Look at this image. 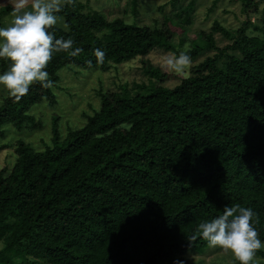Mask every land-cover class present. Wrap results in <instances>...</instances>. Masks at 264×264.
I'll list each match as a JSON object with an SVG mask.
<instances>
[{
  "label": "trees",
  "instance_id": "obj_1",
  "mask_svg": "<svg viewBox=\"0 0 264 264\" xmlns=\"http://www.w3.org/2000/svg\"><path fill=\"white\" fill-rule=\"evenodd\" d=\"M226 1L239 5L240 26L214 21L187 40L194 0L174 13L177 22L163 14L162 25L151 26L64 0L56 15L65 29L53 26L55 36L82 51L54 53L51 87L35 83L19 99L6 90L0 104V264H201L187 258L209 246L196 226L234 204L253 209L264 240V0ZM11 12L0 10V27ZM215 33L227 44L220 47ZM154 50L204 59L167 84L150 60ZM136 59L144 79L115 92L100 87L97 108L82 111L80 125L50 114L47 141L4 142L7 127L30 134L47 127L33 111L57 108L59 71L76 78ZM7 67L0 60V72ZM252 264H264V248Z\"/></svg>",
  "mask_w": 264,
  "mask_h": 264
},
{
  "label": "rangeland",
  "instance_id": "obj_2",
  "mask_svg": "<svg viewBox=\"0 0 264 264\" xmlns=\"http://www.w3.org/2000/svg\"><path fill=\"white\" fill-rule=\"evenodd\" d=\"M85 6V12L87 11H99L103 12L108 20L115 18H122L127 23H133L135 20L139 25L151 26L155 20L159 21L162 25V15L165 14L170 17L172 22H177L176 18H173L174 13H177L180 8L186 6L190 0H180L175 9L167 5L170 0H136V12L137 16L134 18L132 14L133 0H80ZM13 0H3L0 2V10L3 8H10L11 14H5L2 17L1 27H7L13 19ZM31 0H29L28 7H30ZM164 6L163 9H161ZM27 10V7L26 9ZM259 14L256 16H250V22L253 26L258 22ZM190 21L186 24L185 39L193 40L198 37L201 31L209 32L214 21H218L222 26L234 30L240 26V23L245 20L244 16L240 13V7L238 4L228 3L226 0H194L193 10L190 12ZM54 27L65 29L63 18L57 16V23ZM172 30V29H171ZM173 43L176 44L179 38V34L173 31ZM215 40L220 47L227 44V42L220 36V34H214ZM211 54V53H210ZM171 53H166L161 50H154L149 56L154 67H157L161 72L167 76V84L172 81H177L182 73L175 72L171 67L165 63L166 57L172 56ZM204 59V56L199 57L195 62L190 63L184 75H189L193 70V67L200 63ZM146 61L145 58H143ZM140 66L138 59L130 61L125 64H121L111 68L107 72L92 73L87 71H79L80 75L71 77V73L68 71H59L60 82L58 83L59 89H55L54 92L57 95L58 106L56 109L51 110L46 107H38L33 113L42 114L43 121L47 127H43L40 131H35L32 134L24 129L19 131L7 127L6 137L4 142H10L11 144L18 138L24 139L27 137V141L40 143V140L47 141L50 138V131L47 122L49 123L50 114H57L62 117L61 123H70L69 125H80L82 117L80 113L84 110L90 112L91 108H97V90L102 87L107 92L118 91L117 84L128 83L129 85L139 82L144 79L139 72ZM74 78V79H73ZM5 88L0 87V104L3 98L7 95ZM72 112V118L67 115ZM42 112V113H41ZM37 115V114H36ZM4 155H0V167L2 166V159ZM2 244L0 242V248ZM212 246H208L204 249V252L200 255L187 256L189 262H199L201 264H237L232 253L225 249H215ZM257 261V260H256Z\"/></svg>",
  "mask_w": 264,
  "mask_h": 264
},
{
  "label": "clouds",
  "instance_id": "obj_3",
  "mask_svg": "<svg viewBox=\"0 0 264 264\" xmlns=\"http://www.w3.org/2000/svg\"><path fill=\"white\" fill-rule=\"evenodd\" d=\"M28 4L29 0H13V19L7 27H0V60L8 62L7 70L0 72V87L16 99L26 95L35 83L52 86L46 68L54 53L71 50L75 56L82 51L74 47L72 38L55 36L53 26L64 0H31L30 7ZM93 54L97 63L103 62L102 49H94ZM165 63L183 73L191 60L181 52L166 57ZM254 215L251 207L224 205L222 214L202 220L196 230L209 246L230 251L239 264H252L257 251L264 248ZM173 264H186V260L176 259Z\"/></svg>",
  "mask_w": 264,
  "mask_h": 264
},
{
  "label": "snow or ice",
  "instance_id": "obj_4",
  "mask_svg": "<svg viewBox=\"0 0 264 264\" xmlns=\"http://www.w3.org/2000/svg\"><path fill=\"white\" fill-rule=\"evenodd\" d=\"M0 2H3V0H0Z\"/></svg>",
  "mask_w": 264,
  "mask_h": 264
}]
</instances>
